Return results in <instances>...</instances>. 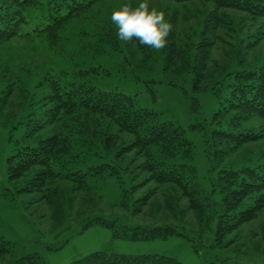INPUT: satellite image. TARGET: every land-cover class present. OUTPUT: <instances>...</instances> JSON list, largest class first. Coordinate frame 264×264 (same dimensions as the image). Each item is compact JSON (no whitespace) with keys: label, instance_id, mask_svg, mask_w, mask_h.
Listing matches in <instances>:
<instances>
[{"label":"rangeland","instance_id":"374dc122","mask_svg":"<svg viewBox=\"0 0 264 264\" xmlns=\"http://www.w3.org/2000/svg\"><path fill=\"white\" fill-rule=\"evenodd\" d=\"M124 2L136 0H103L69 23L55 47L49 45L44 34L32 32L35 21L23 26L24 36L0 45V239L10 244L9 251L0 255V264H14L33 254H38L43 264H71L98 251L164 255L183 264H264V208L256 219L240 224L217 244L216 219L209 226L200 222L179 188L147 181L128 193L131 183H141L147 177V173L134 168L135 164L123 168V185L115 178L91 179L86 190L58 183L55 188L66 193V198L59 196L53 204L42 198L44 192H30L27 178L16 182L8 179L7 158L19 147L34 144L55 131L52 127L34 130L50 107L46 97L53 93L52 82L65 87L78 80L79 71L88 72L80 78L97 89L134 97L138 108L155 112L161 122L182 127L192 142L190 158L206 189L213 186L216 164L240 165L264 152L261 117L238 126L240 130L257 131L261 140L235 149L222 143L206 152L203 134L192 129L209 123L218 109L212 92L193 90L192 76L203 72L204 88L231 64L234 69L264 63V20L241 11L218 9L214 15L224 19L223 23L209 24L212 31L215 29L216 45L209 51L201 48L200 54L206 57L199 68L193 45L210 38L209 27L202 34L214 11L210 0H151V6L163 11L172 26L165 46L159 50L146 46L141 50V46L117 38L111 13ZM249 41L256 42L255 46L248 47ZM195 99L200 103L197 111ZM30 130L33 133L29 134ZM167 203L174 206L173 212ZM115 216L128 219L127 224H173L177 232L166 239L133 241L115 238L113 231L101 223L90 225L96 218Z\"/></svg>","mask_w":264,"mask_h":264},{"label":"trees","instance_id":"16d2710c","mask_svg":"<svg viewBox=\"0 0 264 264\" xmlns=\"http://www.w3.org/2000/svg\"><path fill=\"white\" fill-rule=\"evenodd\" d=\"M172 1L186 3L192 0ZM210 1L214 5V11L209 14L212 19L208 17L202 30L205 34L209 27L210 38L193 45L199 68L206 57L200 54L201 48L209 51L216 45L215 29L212 31L209 24L224 20L215 17L218 9L241 11L264 20V0ZM101 2L103 0H0V45L24 36L21 33L23 26L35 21L37 24L32 32L44 34L49 45L55 47L69 23L82 18ZM248 37L246 39L251 40ZM255 44L247 43L248 47ZM168 62L171 64L172 59ZM231 66L213 78L209 87H202L203 72L192 76L196 93L210 91L218 101V109L209 123L192 126L203 134L206 152L216 144L228 143L235 149L261 140L257 131L240 130L238 126L252 117L264 118V63L249 68L237 66L232 69ZM87 73L79 71L76 74L78 80L74 79L65 87L52 82L53 93L46 97L50 107L45 111V119H41L34 130L52 127L55 131L34 144L19 147L7 158V176L11 182L27 178L28 190L44 192L42 198L53 204L59 196L66 198V193L55 188L58 183L67 182L77 190H86L91 179L115 178L123 185L126 177L123 168L135 164L134 168L139 173H147V177L141 183H131V192L126 190L128 193L147 181L179 188L200 222L209 226L216 219L217 244L240 224L256 219L264 208V152L240 165L216 164L213 186L206 189L191 160L192 142L182 127L161 122L155 112L138 108L134 97L97 89L80 78ZM199 107L200 103L195 99L194 109L197 111ZM129 156H132L129 163L125 162ZM166 206L174 211L171 203ZM94 223L110 228L115 238L133 241L166 239L177 232L173 224H127L128 219L121 216L96 218L90 225ZM9 247V242L0 239V255L8 252ZM14 264H43V261L38 254H33L21 257ZM71 264L183 263L174 257L157 254L124 255L98 251Z\"/></svg>","mask_w":264,"mask_h":264},{"label":"clouds","instance_id":"9594fccd","mask_svg":"<svg viewBox=\"0 0 264 264\" xmlns=\"http://www.w3.org/2000/svg\"><path fill=\"white\" fill-rule=\"evenodd\" d=\"M111 21L119 40L156 50L165 46L172 27L151 0L121 3L112 11Z\"/></svg>","mask_w":264,"mask_h":264}]
</instances>
